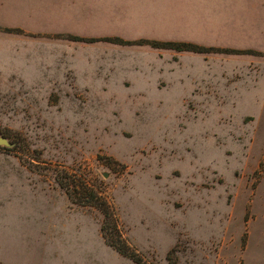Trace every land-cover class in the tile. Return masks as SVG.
Returning <instances> with one entry per match:
<instances>
[{
  "label": "rangeland",
  "instance_id": "rangeland-1",
  "mask_svg": "<svg viewBox=\"0 0 264 264\" xmlns=\"http://www.w3.org/2000/svg\"><path fill=\"white\" fill-rule=\"evenodd\" d=\"M70 29L88 41L0 28L75 46L48 47L80 72L76 84H30L0 65V132L24 148L0 145V161L64 175L74 198L96 190L147 264H264V0H98ZM152 42L205 48L188 59L209 72L205 88L174 86L173 51ZM107 66L119 75L100 84L92 71ZM73 206L90 215L87 255L136 264L95 237L97 208Z\"/></svg>",
  "mask_w": 264,
  "mask_h": 264
},
{
  "label": "crops",
  "instance_id": "crops-1",
  "mask_svg": "<svg viewBox=\"0 0 264 264\" xmlns=\"http://www.w3.org/2000/svg\"><path fill=\"white\" fill-rule=\"evenodd\" d=\"M97 8L98 0H0V28L20 29L39 37H66L76 42L73 37H88L78 36L70 26L94 17ZM8 36L0 35V42L11 47L9 56L6 50H0V65H11L10 73L14 72L18 81L69 85L80 80L76 59L68 61L74 54L52 55L48 47L75 46ZM172 51L171 83L184 90L194 89L196 83L200 84L198 88H205L209 72L190 70L194 66L188 61L191 52ZM92 72L100 84L119 75L109 66ZM159 75L165 80L161 72ZM36 87L40 86L28 88ZM42 176L20 161H0V264H103L83 251L88 248L83 243V234L90 231L93 235L88 212L74 207L54 180ZM99 231L100 224L95 221V237ZM100 236L104 246H108L101 231Z\"/></svg>",
  "mask_w": 264,
  "mask_h": 264
},
{
  "label": "trees",
  "instance_id": "trees-1",
  "mask_svg": "<svg viewBox=\"0 0 264 264\" xmlns=\"http://www.w3.org/2000/svg\"><path fill=\"white\" fill-rule=\"evenodd\" d=\"M73 40L88 41V39H83L80 37H73ZM112 40H114L115 42V40H120V39L112 38ZM151 46L156 48L171 49L176 51H188V52H201L205 50V48H202L201 46L192 43L152 42ZM0 135H2V137L7 138L8 141L14 144L13 146L14 148H16V150L18 149L20 151H23L24 148L23 146L21 147L20 141L17 138L13 137L11 133L0 132ZM22 162L26 163V161H22ZM26 165L28 167L31 166L29 163H26ZM54 180L60 188L65 190L70 201L73 204L81 205V206H93L101 212V214L103 215V220L100 225V231L105 242L112 249H114L120 255H123L131 259L136 264H147V262L140 255V253H138L134 248H132L131 245L126 242V240H124V238L122 237L121 229L118 225V221L115 217L114 210L112 209V207L110 206L107 200L100 197V195L97 193L96 190L89 189L88 192L85 193L83 197L74 198L75 195L73 194V189H71L69 183H66L64 175H61L60 177L56 175Z\"/></svg>",
  "mask_w": 264,
  "mask_h": 264
},
{
  "label": "water",
  "instance_id": "water-1",
  "mask_svg": "<svg viewBox=\"0 0 264 264\" xmlns=\"http://www.w3.org/2000/svg\"><path fill=\"white\" fill-rule=\"evenodd\" d=\"M0 145L8 148L13 146V144L10 141H8L7 138L2 136L0 137Z\"/></svg>",
  "mask_w": 264,
  "mask_h": 264
}]
</instances>
